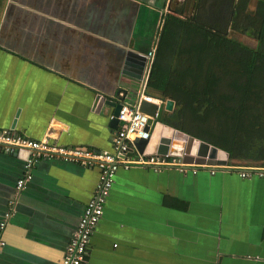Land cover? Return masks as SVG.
<instances>
[{"label":"crops","instance_id":"0c3cea01","mask_svg":"<svg viewBox=\"0 0 264 264\" xmlns=\"http://www.w3.org/2000/svg\"><path fill=\"white\" fill-rule=\"evenodd\" d=\"M167 2L0 0V130L111 151L114 108L96 99L137 98L146 69L123 74V54L158 44ZM26 158L0 151V222L13 210L0 264H61L100 170L41 160L17 191ZM241 170L121 168L83 264H264V176Z\"/></svg>","mask_w":264,"mask_h":264},{"label":"trees","instance_id":"16d2710c","mask_svg":"<svg viewBox=\"0 0 264 264\" xmlns=\"http://www.w3.org/2000/svg\"><path fill=\"white\" fill-rule=\"evenodd\" d=\"M186 7L166 16L150 73V93L175 102L162 121L262 167L264 0H199L191 17ZM229 29L250 31L257 47L230 37Z\"/></svg>","mask_w":264,"mask_h":264},{"label":"built area","instance_id":"2783aa9c","mask_svg":"<svg viewBox=\"0 0 264 264\" xmlns=\"http://www.w3.org/2000/svg\"><path fill=\"white\" fill-rule=\"evenodd\" d=\"M157 46L158 44L147 54L148 65L143 75L137 98L132 102L125 100L122 103L119 115L113 117L117 119L118 126L113 135L111 151H98L88 147H66L51 143L48 138L43 140L31 139L14 129L0 130V151L15 155L27 154L25 163L27 172L17 181V191H22L33 179L31 170L41 160L62 159L85 166H96L100 170L96 193L85 208L61 264H83L86 261L92 234L103 218L107 200L115 183V177L121 168L143 167L160 171L164 168L176 167L181 171H185L188 166H193L194 173H197V168H206L205 165L185 164L179 157L170 154L148 156L140 153L135 145V138L142 140L151 138L154 125L160 118L161 108L163 107L164 111L166 110L167 100L157 98L148 93L150 73L155 60ZM127 97L129 96L126 95L125 99ZM142 99L157 105L155 118L140 111ZM228 168L242 169L240 175L243 178H249L254 174H258L261 177L264 176V168L258 166L232 167L229 165ZM211 170L212 174L216 172V169ZM12 215L13 210L7 212L4 215V219L0 222V252L6 245L3 234Z\"/></svg>","mask_w":264,"mask_h":264},{"label":"water","instance_id":"95a60500","mask_svg":"<svg viewBox=\"0 0 264 264\" xmlns=\"http://www.w3.org/2000/svg\"><path fill=\"white\" fill-rule=\"evenodd\" d=\"M183 0H176V2ZM199 3V0H198ZM197 3V6H198ZM139 3L134 5L131 11V23L129 32L132 34V25L136 21V16L138 14ZM171 10V9H170ZM195 15V14H194ZM166 21L165 19L161 25V31L158 39V43L162 37ZM126 46L129 49V45ZM122 61V72L127 76H131L135 79H141L143 75V69L147 68L148 58L147 55L142 54L137 49L131 48V50H126L123 54ZM138 64L140 66L139 74L134 75L130 72L132 66ZM123 96L118 94L115 97L107 98L106 96L98 95L95 103V108L100 110L103 105H108L114 108L113 115L117 117L122 107V103L125 101V96L127 91L122 92ZM175 107V102L172 99H168L166 102V111L172 112ZM157 105L148 102L146 99H142L140 111L150 115L155 118L157 112ZM163 107L160 111V118L156 121L152 136L149 140H142L135 138V145L140 153L145 155H167L179 157L181 161L185 164H196L199 166L205 165L208 169L221 170L223 168H228L230 163V154L208 142L202 141L192 135H189L183 131L175 129L174 127L164 123L162 121ZM118 123L117 119H115ZM26 153H22L23 155ZM230 169V168H229Z\"/></svg>","mask_w":264,"mask_h":264},{"label":"rangeland","instance_id":"374dc122","mask_svg":"<svg viewBox=\"0 0 264 264\" xmlns=\"http://www.w3.org/2000/svg\"><path fill=\"white\" fill-rule=\"evenodd\" d=\"M208 1H209L210 4L211 3L214 4V0H208ZM197 3H198V0H183V1H179V2H176V0H170L169 4L167 2L166 5L170 6V9H171L170 13L171 14H177L176 11L179 8H181L183 6V4H186L187 7L184 10L185 11V16L191 17V16H194V14L196 13V10L198 8L197 7ZM216 18H217V16H216ZM229 35H230V37H234L235 39H237V40L249 45L252 48H256L257 47V41L252 36V33H250V31L248 33L244 34V33L234 32L233 29H229ZM145 42H146V40H145ZM165 113H171V112H165ZM230 163L235 164V165L238 164L239 166H243V167L247 166L246 162L240 161V160H237V159H231Z\"/></svg>","mask_w":264,"mask_h":264}]
</instances>
